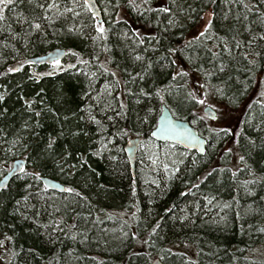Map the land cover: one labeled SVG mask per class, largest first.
Wrapping results in <instances>:
<instances>
[{
    "label": "trees",
    "instance_id": "1",
    "mask_svg": "<svg viewBox=\"0 0 264 264\" xmlns=\"http://www.w3.org/2000/svg\"><path fill=\"white\" fill-rule=\"evenodd\" d=\"M31 1L18 20L0 24V64L10 61L17 47L30 49L34 39L33 55L54 48L79 55L69 52L63 71L52 75L54 65L26 64L15 73L0 68L5 95L0 111L8 110L0 116V175L15 160L27 162V174L22 171L0 192V259L5 264H152L156 258L164 264H264V94L238 119L236 145L244 160L234 168L220 160L232 135L209 128L191 88L198 78L204 92L234 109L249 100L257 84L264 93V0H96L107 31L106 39L95 40L99 21L84 0H57L58 8L51 10L37 4L52 0ZM148 7L155 10L151 17ZM165 7L170 11H161ZM32 16L41 23L34 38L26 28ZM209 19L206 35L193 39ZM101 64L116 76L103 72ZM149 64L144 80L132 82L130 76ZM181 71L187 75H177ZM141 88L160 93L144 96ZM24 99L32 101L31 108ZM164 103L208 140L204 156L151 138ZM50 137L52 150L46 148ZM134 137L143 138L135 176L125 152ZM42 177L75 191H51Z\"/></svg>",
    "mask_w": 264,
    "mask_h": 264
},
{
    "label": "water",
    "instance_id": "2",
    "mask_svg": "<svg viewBox=\"0 0 264 264\" xmlns=\"http://www.w3.org/2000/svg\"><path fill=\"white\" fill-rule=\"evenodd\" d=\"M88 6L92 10V12L95 13V16L98 17L99 21H103L102 12L96 0H89ZM57 51L61 53V55L58 57L60 61L65 60L67 57V52L64 49H55L45 55L33 57L28 61H32V64L34 66H51L53 64L51 63V61H49L48 58L49 56L55 57ZM204 114L212 120H215L217 118L216 111L210 106L204 108ZM164 117H167V122L171 123V125L174 127V131L168 133L161 132V128L164 127L166 123L163 120ZM151 138L161 143L177 144L184 149L194 151L201 156H204L207 151L208 142L204 137L201 136L199 130L195 128L190 121L181 120L175 117L171 109L167 105H164L162 107V112L159 116L157 127L152 131ZM142 141V137H134L128 140L125 146V152L128 156V160L132 168V173L135 172L137 155ZM202 149L203 151H201ZM17 165H21L23 168H25L27 162L23 159L15 160L12 163V170L10 171V173L4 179L0 180V189L7 188L11 180L22 172L17 167ZM41 181L47 188L51 190L59 193L66 192V186L63 185L60 181L48 177H42ZM152 264H164V262L160 258H156L153 260Z\"/></svg>",
    "mask_w": 264,
    "mask_h": 264
},
{
    "label": "rangeland",
    "instance_id": "3",
    "mask_svg": "<svg viewBox=\"0 0 264 264\" xmlns=\"http://www.w3.org/2000/svg\"><path fill=\"white\" fill-rule=\"evenodd\" d=\"M28 1L29 0H12L10 9L5 14L4 16L5 18L0 19V24H5L2 22L9 23L11 20L13 21L18 20L19 19L18 13L20 12L22 7H24L26 4H29ZM30 3H35V0H32ZM15 13H16L17 18H14L13 16ZM36 20L37 19L35 18V16H32V18H30V20H28L27 22L28 27H26L28 28V31L31 32L29 34L30 37H33V38L37 33V29L32 28L31 25L33 21H36ZM197 30L198 31L201 30V26H198ZM29 44H30L29 45L30 49H26L25 45L22 46V49H23L22 51L19 50L18 47L15 48V52L12 53L13 57L10 59V61L8 62L2 61V64H0V68L2 69L3 67H10V66L14 67L18 60L20 61V60H23L24 58L31 57L33 55L32 53H34L33 51L36 50L35 39L33 42H29ZM200 85H201V81L198 78L192 80L191 88L193 90V96L197 97V100L202 99L205 101L204 103L197 102V105H195L196 109L204 119L208 120V125L211 130L220 131V129H224V128L231 129L230 134L232 135V138L229 139V141L227 142V147L224 150L222 156L220 157V160H227L229 165H232V167L237 168L241 165V160H240L241 154L236 145V137L238 135V126H239L238 119L243 114L244 109L247 106V104H249L250 101L257 99L262 94V85L260 83L257 84L253 92L249 96V100L245 102L238 109H234V108H230L226 106L223 102L219 100V98H217L216 95L212 94L211 91L204 92L202 88H200ZM207 106L212 107L216 111L218 117L215 120H212L211 118L207 117L204 114V108ZM224 154H226V156L223 157ZM184 250L188 252V250L190 251V248H188V250L187 248ZM188 254L193 255L194 252L190 251L188 252ZM0 264H5V262L0 259Z\"/></svg>",
    "mask_w": 264,
    "mask_h": 264
},
{
    "label": "snow or ice",
    "instance_id": "4",
    "mask_svg": "<svg viewBox=\"0 0 264 264\" xmlns=\"http://www.w3.org/2000/svg\"><path fill=\"white\" fill-rule=\"evenodd\" d=\"M73 2H75V0H73ZM131 2H132V0H130V3H131ZM206 2H208V3H214L215 0H206ZM11 3H12V0H0V10H2L3 8H7ZM85 4L88 5V4H89V0H85ZM37 7L41 8V9H45V7H46L47 10L57 9V8H58V3H57V0H52V2H51V3H48L46 6H45V4H43V3H38V4H37ZM245 7L247 8L248 6L245 5ZM65 11H67V12H72L73 9H71V8H66ZM161 11H163V12H169L170 9L167 8V7H165V8H162ZM193 11H194V10H193ZM74 14L78 15L77 13H74ZM93 15H95V13H93ZM208 15L211 16V15H214V13L210 10L209 13H208ZM3 18H4V17H3L2 15H0V19H3ZM43 18L48 19L47 16H45V17H43ZM37 19H40V17H38ZM170 23H171V21H170ZM206 25H207V26H206L203 30H199V31H198V36L194 37L193 39H198L199 37L205 36L206 33H207L208 28H211V26H212V21H211L210 19H209V20H206ZM31 27L34 28V29L39 30V29H41V23L36 22V21H33ZM95 29H96V32H97L98 36H97V37H93V38H92L93 40H95V39H97V38H100V39H106V37L104 36V34L106 33L107 29L104 27V24H103L102 21H99V22L96 23V25H95ZM71 30H74V29H71ZM137 35H139V34L137 33ZM153 38H154V37H153ZM144 42H145V41H144L143 39H141V40L139 41V43H141V44H143ZM171 51H175V49H172ZM69 52H71V53H72L73 55H75V56H78V55H79L78 53L73 52L72 49H69ZM60 55H61V53H60L59 51H57L55 57H53V56H49V58H48L49 61H51V63L54 65V71L51 72V73H48L49 75L54 74V72H55L56 69H58V70H60V71H63V68L61 67V61H60V59L58 58ZM245 55H248V54L245 53ZM255 55H256V56H260L261 53H260V52H257V53H255ZM135 59H136V60H142L143 58H142L141 56L137 55V56L135 57ZM79 62L82 63V64H83V63H87V62L84 61V60H80ZM250 62L253 63V64H255L256 61L253 59V60H251ZM25 63H32V61L25 60V61L19 62V66H18V67H11V66H10V67H8L7 72H8V73H15V72H17V71H20V70L23 68V66H24ZM69 67H73V68H74V67H76V65H69ZM150 67H151V64H149L147 67H144V68L142 69V72H136L134 76H130L131 81H132V82H135V80H136L137 78L140 79V80H144L145 77H144V75H143L142 73H147ZM100 68L103 70V72H110L111 75H112L113 77L116 76V72L111 71V69L108 68V67H105L104 64H101V65H100ZM126 71H127V70H126ZM0 75H4V73H0ZM93 75H95V73H93ZM177 75H187V73H184L183 71H181L180 73H177ZM29 78L32 79L33 77H29ZM35 79H39V74H37V75L35 76ZM173 79H175V77H173ZM116 83H119V81L117 80ZM126 83H127V82H126ZM41 91H43V90H41ZM129 91H131V90L129 89ZM140 93H141L142 95H144V96H151V95H153V94L159 95L160 90L157 89L155 93H152V92L145 91L143 88H141V89H140ZM262 94H264V93H262ZM160 98H161V100L163 101V96H161ZM192 99L196 100L197 97L193 96ZM4 100H5V95H4V93H0V102H3ZM198 102H199V103H204L205 101L202 100V99H200V100H198ZM23 103H24V105H25L27 108H31L32 101L27 100V99H24V100H23ZM120 106H121V108L126 107V106L123 105V104H121ZM7 111H8L7 108H4L3 111H0V116H3L4 113H6ZM149 111H151V110H149ZM40 114H41L40 112H34V115H35V116H40ZM64 119L67 120L68 117H64ZM92 119H95V118L92 117ZM144 119H147V116H145ZM163 120H164L166 123H165V126L161 128V132L168 133V132L174 131V127L171 125V123H170V122H167V117H164ZM96 123L99 124L100 122H99V121H96ZM36 124H37V126H38V125H39V122L36 121ZM23 127H24V128H28V127H29L28 123L25 122L24 125H23ZM220 131H222V132H224V133H228V132L231 131V129L224 128V129H220ZM72 134H73V135H79V132L77 131V132H74V133H72ZM249 143H250V145H251L253 148L256 147L255 141H251V140H250ZM54 144H55V138H54V137H50V139H49V141H48V143H47V145H46V148L49 149V150H52ZM25 147H27V146L25 145ZM261 147H264V143L261 144ZM201 151H203V149H202ZM96 155H99V152H97ZM240 160L243 161V160H244V156H241V157H240ZM17 167H18L21 171H25V173H26V170H25L21 165H17ZM220 171H223V169H220ZM26 174H27V173H26ZM33 176L39 177L40 174H39V173H33ZM28 187H30V185H28ZM193 187H197V185H193ZM66 191L69 192V193H71V192L75 191V189L69 187V188L66 189ZM25 199H26V197H25ZM16 203L19 204L20 201H17ZM16 210L19 211V209H16ZM157 227H158V225H157ZM155 231H156V229L153 228V232H155ZM6 239L11 240L12 237L8 236V237H6Z\"/></svg>",
    "mask_w": 264,
    "mask_h": 264
},
{
    "label": "bare ground",
    "instance_id": "5",
    "mask_svg": "<svg viewBox=\"0 0 264 264\" xmlns=\"http://www.w3.org/2000/svg\"><path fill=\"white\" fill-rule=\"evenodd\" d=\"M155 10H149V7H148V9H146L145 10V13H146V15L148 16V17H151V15H153V12H154ZM95 16V15H94ZM102 16H103V14H102ZM96 17V16H95ZM97 19H98V17H96ZM98 21H99V19H98ZM55 49H64L66 52H67V57H66V59H68V56H69V52H68V50L67 49H65V48H54V49H50V50H48V52H46V53H44V54H40V55H45V54H47V53H49L50 51H52V50H55ZM40 55H33V56H31V57H27V58H24L23 60H18L17 62H16V64L18 63L19 64V62H22V61H25V60H29V59H31V58H33V57H37V56H40ZM65 59V60H66ZM65 60H63V61H65ZM63 61H61V62H63ZM26 64H30V65H33L32 63H25L24 65H26ZM19 66V65H18ZM18 66H16V67H18ZM48 67H51V66H48ZM6 68V67H5ZM49 69V68H48ZM49 72V71H48ZM185 103H186V101H185ZM164 105H167L166 103H164ZM163 105V106H164ZM126 106V105H125ZM162 106V107H163ZM174 116L175 117H177L175 114H174ZM178 119H181V118H179V117H177ZM181 120H184V119H181ZM158 123V122H157ZM156 127H157V125H156ZM155 127V128H156ZM154 128V129H155ZM153 129V130H154ZM152 130V131H153ZM152 131H151V133H152ZM202 136V135H201ZM202 137H204V136H202ZM205 138V137H204ZM206 139V138H205ZM207 140V139H206ZM207 142H208V140H207ZM139 152V151H138ZM207 152V151H206ZM225 163L226 164H228V161L227 160H225ZM132 168H131V166H130V170H131ZM12 170V165L10 166V168L9 169H7L5 172H3L1 175H0V180H2V179H4L9 173H10V171ZM131 173H132V170H131ZM135 173H136V167H135V172L134 173H132V175L133 176H135ZM19 175H17V176H15L12 180H11V182L14 180V179H16L17 177H18ZM10 182V183H11ZM62 183V182H61ZM63 184V183H62ZM10 185V184H9ZM9 185H8V187H9ZM64 185V184H63ZM66 186V185H65ZM7 187V188H8ZM7 188H5V189H0V192H3V191H5V190H7ZM47 189H49V188H47ZM66 189H67V187H66ZM49 190H51V189H49ZM51 191H54V190H51ZM54 192H56V191H54ZM56 193H59V192H56ZM67 193V191L65 192V193H60V194H66Z\"/></svg>",
    "mask_w": 264,
    "mask_h": 264
}]
</instances>
